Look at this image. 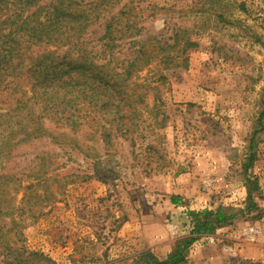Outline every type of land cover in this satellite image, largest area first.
I'll return each mask as SVG.
<instances>
[{
	"label": "rangeland",
	"instance_id": "374dc122",
	"mask_svg": "<svg viewBox=\"0 0 264 264\" xmlns=\"http://www.w3.org/2000/svg\"><path fill=\"white\" fill-rule=\"evenodd\" d=\"M126 2L144 26L140 38L161 34L172 42V31L182 27L197 46L173 64L154 61L136 74L152 88L134 144L85 125L78 141L43 138L2 153L0 174L12 177L7 200L20 226L11 243L18 253L41 255L28 264H128L130 254L147 248L164 259L190 237L192 211L234 212L222 226L230 241L249 224L264 226V0ZM121 49L122 57L133 50L128 43ZM18 97L0 90V111ZM161 100L162 113L150 112ZM37 171L49 176L55 197L32 220L28 214L37 209L23 201ZM131 219L142 224L135 237ZM245 249L247 259H233L220 244L194 241L185 264H264V238Z\"/></svg>",
	"mask_w": 264,
	"mask_h": 264
},
{
	"label": "trees",
	"instance_id": "16d2710c",
	"mask_svg": "<svg viewBox=\"0 0 264 264\" xmlns=\"http://www.w3.org/2000/svg\"><path fill=\"white\" fill-rule=\"evenodd\" d=\"M137 15L135 6L122 0H0V90L19 94L14 105L0 111V156L12 145L43 138L78 141L77 132L85 125L105 139L121 133L134 144L152 88L135 81L136 74L154 61L173 64L197 46L182 27L172 31V42L159 38L161 34L140 38L144 26ZM99 28L102 32L92 38ZM126 43L133 50L122 57ZM161 103L149 111L162 113ZM263 114L264 109L260 119ZM254 143L252 139L251 149ZM254 159L251 151L246 169ZM36 173L23 201L29 210L37 209L28 214L32 220L45 213L55 197L49 176ZM11 178L0 174V264H28L31 256L41 255L18 253L11 243L17 242L20 229L8 206ZM192 213L194 229L178 241L174 252L162 259L151 248L135 251L128 264H185L186 250L200 235L215 232L235 217L222 207Z\"/></svg>",
	"mask_w": 264,
	"mask_h": 264
},
{
	"label": "built area",
	"instance_id": "2783aa9c",
	"mask_svg": "<svg viewBox=\"0 0 264 264\" xmlns=\"http://www.w3.org/2000/svg\"><path fill=\"white\" fill-rule=\"evenodd\" d=\"M194 229V221L190 222V231ZM224 227L218 228L213 233L202 234L196 241L207 244H220L221 250L233 259L245 260L249 256L246 254V245L249 243L259 242L264 238V226L249 224L239 233L233 236L230 241V235L226 234Z\"/></svg>",
	"mask_w": 264,
	"mask_h": 264
},
{
	"label": "crops",
	"instance_id": "0c3cea01",
	"mask_svg": "<svg viewBox=\"0 0 264 264\" xmlns=\"http://www.w3.org/2000/svg\"><path fill=\"white\" fill-rule=\"evenodd\" d=\"M173 205H177V204H173ZM183 215H185V213ZM127 223L129 225L128 229L131 230L129 237H135V236H137V235H139L141 233L142 224H140L139 222L135 223L134 219L128 220ZM166 234L168 235V232H166ZM147 243H148V247H152L153 248L155 246L154 244H150L151 242H149V240L144 241V244L147 245Z\"/></svg>",
	"mask_w": 264,
	"mask_h": 264
}]
</instances>
